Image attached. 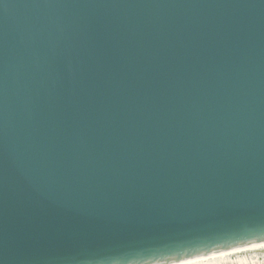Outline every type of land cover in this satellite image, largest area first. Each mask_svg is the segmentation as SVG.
<instances>
[{
	"label": "water",
	"instance_id": "95a60500",
	"mask_svg": "<svg viewBox=\"0 0 264 264\" xmlns=\"http://www.w3.org/2000/svg\"><path fill=\"white\" fill-rule=\"evenodd\" d=\"M262 240L264 0H0V264Z\"/></svg>",
	"mask_w": 264,
	"mask_h": 264
},
{
	"label": "bare ground",
	"instance_id": "6f19581e",
	"mask_svg": "<svg viewBox=\"0 0 264 264\" xmlns=\"http://www.w3.org/2000/svg\"><path fill=\"white\" fill-rule=\"evenodd\" d=\"M158 264H264V240Z\"/></svg>",
	"mask_w": 264,
	"mask_h": 264
}]
</instances>
